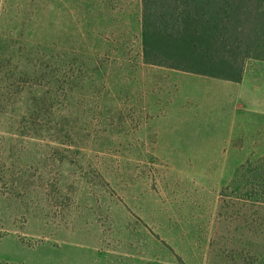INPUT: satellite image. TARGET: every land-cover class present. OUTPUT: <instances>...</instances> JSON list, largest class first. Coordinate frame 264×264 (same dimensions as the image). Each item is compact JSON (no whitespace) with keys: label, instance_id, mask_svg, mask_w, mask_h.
I'll list each match as a JSON object with an SVG mask.
<instances>
[{"label":"rangeland","instance_id":"rangeland-1","mask_svg":"<svg viewBox=\"0 0 264 264\" xmlns=\"http://www.w3.org/2000/svg\"><path fill=\"white\" fill-rule=\"evenodd\" d=\"M224 1L211 21L217 41L193 7L181 37L149 35V57L170 68L144 62L142 0H0V52L14 57L0 59V81L28 62L33 30L48 56H90L72 105L61 97L62 140L20 128L34 139L13 158L28 170L29 197L0 200V264H264V137L230 146L240 125L257 134L258 121L225 117L219 84L236 80L245 58L250 71L264 68V0Z\"/></svg>","mask_w":264,"mask_h":264},{"label":"trees","instance_id":"trees-1","mask_svg":"<svg viewBox=\"0 0 264 264\" xmlns=\"http://www.w3.org/2000/svg\"><path fill=\"white\" fill-rule=\"evenodd\" d=\"M221 5V0H142L141 24L144 62L174 68L173 64H171L172 66L165 65L162 61L149 57L148 37L151 33L162 35L169 40L174 37H181L184 34L186 26L184 19L193 11L191 7L196 10L198 16L202 17L200 20H204L205 18L203 17L209 16L207 22H210L208 25L210 33L208 37L210 40L213 39L217 41L218 36L214 35L213 31L219 30V23L215 22L211 24V21L214 15L216 16V8ZM223 5L224 8L230 10L229 2L224 1ZM218 14L220 13L218 12ZM235 31L248 40L254 39L251 33L246 31L240 32L237 28ZM39 34L40 33H36L33 30L30 37H28L30 39L32 36L36 38H33V42L35 43L27 47V53L30 52L28 54V62L13 65L12 73H5L7 80L0 81V124H9L12 130L7 132L1 131L0 141L7 138L11 141L24 142L21 148L17 146L18 149H13V151L0 142V163L4 164L0 166V200L15 195L18 196L23 203H26V200L23 199L29 197L27 194L29 190L27 185L28 170L24 165L19 167L17 163L13 161V158L22 159L27 153V151H24V149H26L25 144L29 143L30 145L34 139L28 141L23 140L21 137L23 135L26 136L27 133L21 131L23 129L20 128H24L25 130L28 129L31 132V130L37 131L46 127V129H48L47 131L56 132L55 136L57 137L51 139V142L57 143L59 142L58 140H62L60 132L62 126L63 128L65 127L64 122L66 119L64 117H68L69 115L67 116L66 113H63L60 109V105L62 104L61 97L63 104L66 103L67 106H71L77 79L84 81L87 78L88 72L86 68V71L80 74L81 76H78L77 70L79 64L86 63V61L90 60L89 53L81 54L75 47L69 49L53 47L52 52L48 56L45 46L41 45L43 41H41V36H39ZM3 40L4 39L0 37V46ZM4 41L6 44L9 42L8 39ZM7 47L10 48V45H7ZM19 51V53H15V57L23 56L22 51ZM233 53H235L236 56H240L243 52L237 49V51L233 50ZM243 54H245L244 57H248L250 52H244ZM13 58L14 57L6 54L3 55L0 52L1 60L5 59V61L11 63ZM245 59L240 63L238 76H235L237 81L243 78ZM46 64L49 65L45 66ZM1 67L3 66L0 65V70ZM24 90H27L31 96L30 99L26 96L28 98L26 107L20 104L22 102L20 96ZM23 101H26L24 97ZM7 105L14 106V110L10 114L6 113ZM18 108L24 109L20 111L22 112L20 121L17 117V114H19L17 113L19 112ZM14 130L16 133L13 132ZM9 134H11V136ZM34 138L43 139L36 136H34ZM4 152H8V155H5ZM9 162L11 168L6 167ZM3 181H5V187H2Z\"/></svg>","mask_w":264,"mask_h":264},{"label":"crops","instance_id":"crops-1","mask_svg":"<svg viewBox=\"0 0 264 264\" xmlns=\"http://www.w3.org/2000/svg\"><path fill=\"white\" fill-rule=\"evenodd\" d=\"M230 79H222L219 83L221 85L220 94L223 97L222 107L225 109V117L230 114L233 121H235V118L242 112V115L254 116L258 121V125L251 121H249V124L259 128L257 134L247 138L246 133L241 132L246 123L243 126L238 125L239 134L232 139L233 143L230 146L239 148L261 147L263 144L260 141L264 137V124H262L264 122V68L257 67L250 71L245 65L243 78L240 81ZM253 98L255 99L254 102ZM239 119L240 117H238V122ZM233 125L236 124L233 123ZM240 140L244 142L237 143ZM250 141H255L256 144H249Z\"/></svg>","mask_w":264,"mask_h":264}]
</instances>
